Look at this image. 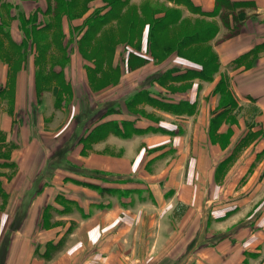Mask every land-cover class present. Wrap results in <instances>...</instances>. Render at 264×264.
<instances>
[{
  "label": "crops",
  "instance_id": "1",
  "mask_svg": "<svg viewBox=\"0 0 264 264\" xmlns=\"http://www.w3.org/2000/svg\"><path fill=\"white\" fill-rule=\"evenodd\" d=\"M56 2L0 0V264H264V0H90L60 17L80 40L48 83L73 106L83 89L91 117L62 159L72 171L44 175L77 113L44 92L20 27L54 20ZM226 3L242 4L227 23ZM147 4L173 9L151 27ZM184 22L201 26L171 40Z\"/></svg>",
  "mask_w": 264,
  "mask_h": 264
},
{
  "label": "rangeland",
  "instance_id": "2",
  "mask_svg": "<svg viewBox=\"0 0 264 264\" xmlns=\"http://www.w3.org/2000/svg\"><path fill=\"white\" fill-rule=\"evenodd\" d=\"M89 2L90 0H62V3H63L62 5H58V3L60 2H56L57 4H55L57 8V13H56L57 16L54 18V20H50V18L49 19L46 18L44 21H41V23H33V25H31V23L28 20L25 22L21 21L20 29L23 31V34L25 35L24 40H23V45L24 47H26L28 46V43L31 41V43L33 44V47L34 46L37 47V49L35 50L36 53L35 54L33 53V54L36 55V62H38L40 67H44V92L46 91L51 92L52 88H54L56 90L55 91L56 94L58 93L59 96H61L60 97L61 100L64 97L65 102H66L65 103L66 109H68V107L71 105L72 106L71 111L72 112L76 111L77 113V117L74 122L78 124L76 125V128L73 130L72 135L69 137L67 142L64 144V147L66 149L65 153L62 154L61 150L48 151L49 155L47 156V160L45 162L46 164L44 166V175H52L58 169H62V168L72 171L73 169L72 166H70V164H68L67 162L65 164L62 163V159L66 156L65 154L67 153V150L70 147H72V140L77 134V128L81 127V125L83 124L85 125L91 117L90 116L91 108L89 105V98L87 97L83 89L78 90L79 96H75V98L77 99H76L75 105L73 106L72 100L74 98V95L72 93L71 87L56 86V85L53 86L52 84L48 83L50 80L49 76H51L50 73L53 71L52 69L56 66V64H61V65L65 64L70 59L69 55L71 56V54H69L68 52L69 49L66 46L63 47L65 45L64 42H66V40H69L71 46H73L76 43V41L79 42L80 40L78 36L76 37V40L65 38L67 36L63 33V30L64 29L67 30L71 26L70 20L80 18L86 11H88ZM33 4L34 3L26 5L24 11H28L31 7L33 8V6H35ZM223 6H224V12L222 15H223L224 21L227 23L229 14L236 12L239 7L232 6L230 3H226ZM49 9H51V7H49ZM128 9H129V13L135 12V7L133 6H129ZM144 9H145V15H146L145 24H149L152 27L154 24V21H152L154 14H157L159 12L170 13V11H172L173 8H169L165 4L157 5L154 8L151 4H147L145 5ZM182 13L183 11L180 9L175 10L174 13L171 14V18L169 17L165 22L161 23V28L170 29L171 25L174 26L176 24L177 20L180 18V15H182ZM63 15H66V16L69 15L71 17L68 23H64V24L61 23L60 17H62ZM187 21L189 20L187 19ZM3 22L4 23L2 24H5V25L7 24V22L5 21ZM90 23L88 21L86 22V25L87 24L89 25ZM120 24L121 22H119V25ZM122 24L123 25H120V26L124 27L126 25V22H122ZM137 24H138L137 22L133 23V29H136ZM41 25H44V26L40 28L39 30V26ZM200 26H201L200 22L196 23V25L195 23L184 22L180 26L181 29L179 28V26L177 30L174 29L173 27L171 30V40H174L173 38L174 37L176 38V36L182 38L183 37L182 35L185 31H186V34L188 33L191 34L192 28L200 27ZM0 30L3 31L4 28L0 27ZM209 30L210 31L208 33L210 35L211 31H213V28H210ZM90 40H92V38ZM117 40H118V43H120L124 40V38H118ZM151 40L152 38H150L148 42H150ZM163 40L169 41L170 39L167 35V37H163ZM99 41H103V40L100 39ZM81 44H82L81 45L82 58L86 61L97 62L100 67L103 62V57H104L103 53H98V52L88 53L87 52L88 44L87 43H84V44L81 43ZM161 57L163 59L166 57V55H161ZM99 69L100 68L96 69L95 72H98ZM113 77L116 78L115 75H113ZM108 101H106L105 99L101 101H97L98 109L101 108L100 112L102 111L103 113L104 109L109 106L110 101L109 102ZM2 218L4 221L8 219L6 215H3Z\"/></svg>",
  "mask_w": 264,
  "mask_h": 264
},
{
  "label": "trees",
  "instance_id": "3",
  "mask_svg": "<svg viewBox=\"0 0 264 264\" xmlns=\"http://www.w3.org/2000/svg\"><path fill=\"white\" fill-rule=\"evenodd\" d=\"M235 6L236 7H241L242 4H237ZM33 23H35V21L34 22H31V25H33ZM186 40H189L191 42H196V41H199L200 40V36L199 35H195V36L191 37L190 39H186Z\"/></svg>",
  "mask_w": 264,
  "mask_h": 264
}]
</instances>
